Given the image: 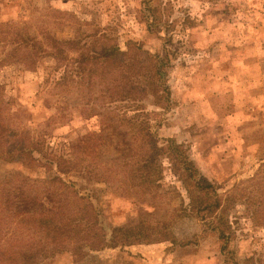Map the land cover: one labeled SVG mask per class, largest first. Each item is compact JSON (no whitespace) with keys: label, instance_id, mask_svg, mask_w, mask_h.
Returning a JSON list of instances; mask_svg holds the SVG:
<instances>
[{"label":"rangeland","instance_id":"374dc122","mask_svg":"<svg viewBox=\"0 0 264 264\" xmlns=\"http://www.w3.org/2000/svg\"><path fill=\"white\" fill-rule=\"evenodd\" d=\"M32 36L55 44L60 64L30 63ZM116 48H130L119 61L133 82L158 70L163 80L141 77L131 99L108 104ZM65 76L73 79L57 94ZM0 107L15 132L44 147L33 166L0 156L6 212L69 217L77 191L111 247L46 264H264V0H0ZM153 139L164 151L141 169ZM184 156L219 198L231 197L227 245L213 218L188 209L192 193L174 166ZM61 159L97 176L60 172Z\"/></svg>","mask_w":264,"mask_h":264},{"label":"trees","instance_id":"16d2710c","mask_svg":"<svg viewBox=\"0 0 264 264\" xmlns=\"http://www.w3.org/2000/svg\"><path fill=\"white\" fill-rule=\"evenodd\" d=\"M5 34L11 35L8 31H6ZM48 37H50V35H48ZM30 38L29 40L28 38L24 40L26 48L32 49V54H28L30 55V63L37 66L38 62L44 57H50L55 60L57 64H60L61 59L58 58L60 56H57L59 52H54V50L59 49L55 47V44L49 42L50 44L47 45L37 39L36 36ZM31 42L32 45L30 44ZM54 43L58 44V41L54 40ZM45 48L47 49L45 50ZM114 50L115 51L110 52L109 56L112 55L115 61L110 73L116 72V85L113 86L110 91H105V95L101 96L102 99H109L108 104L117 102L122 103L131 99L130 95L134 88L133 84L136 86L141 77L147 79L143 74H138L139 78L133 82L129 75L133 67H129L128 64H124V67H121V61L119 60L122 58V60H124L126 57L129 58L128 55L131 52L130 48L127 49V52H120L117 48ZM15 52L17 51L15 50ZM41 52L45 54L42 55ZM149 58L151 64L157 62L155 57ZM59 68L60 66H57L55 72H59ZM82 73L84 74V72H80L78 75ZM51 75L50 73L47 76L48 81L51 80ZM111 76H113V74ZM155 78L162 81L164 77L158 70L154 75L148 77L147 81L150 83ZM66 79L71 78L65 76L55 81L54 90L57 91V94H59L58 91L65 84ZM154 87L157 88L155 84ZM161 91L165 92V89ZM152 93L153 96H156L158 92L156 90V92ZM4 112L3 108L0 107V156L8 162H17L27 166H33L34 163L38 162V158L35 157V150L37 149V152L44 151L43 143L29 136L23 138L18 132H15L6 122ZM145 131L150 138L149 140H151L150 136L152 135L150 132H147V130ZM93 138L94 137L91 136L86 142H93ZM150 143L149 150L142 157V160H144L141 162V169L144 167L143 165L156 159L161 150L164 151L163 148H159L157 144H155V139ZM169 148L178 150L179 147L171 142ZM169 151L172 153L171 150ZM147 154L150 155L148 158L145 157ZM60 161L59 165L63 164L67 167L63 170L59 169L60 172L65 174L80 172L93 177L94 172L90 170V166H81L76 169L80 161L63 159ZM178 165L180 166V168H178V178L189 188L190 193H192V201L188 209H190L193 214L200 216L202 222L210 221V219L213 218L215 222L210 223L213 226V232L219 236L220 240L225 245L229 244L234 239L232 222L229 220L228 206H226V202H228L231 197H227L223 200L219 198L215 193V187L201 175L192 160H189L185 156L184 158L176 157L174 166L178 167ZM96 176L97 174H95V177ZM54 180L62 182L61 178L58 176H56ZM0 185H2V182ZM72 195H74L73 198H75V200L71 203L73 211L69 217H67L68 213H64L63 211L49 213L41 211L27 212L23 210L12 214L6 212V204L3 203L6 194L3 186H0V225H3V231L0 232V264H46L47 260L53 258L57 254L60 255L65 252L71 255H78L83 248H87L90 252H100L107 248H111L106 242L104 231L100 228L99 213L94 205L89 201H85V198L79 196L77 191H73ZM6 220L12 223L15 231L11 230L10 232L9 228L4 230ZM124 230L125 228H118L114 233L118 234ZM125 244L126 242H124L123 245Z\"/></svg>","mask_w":264,"mask_h":264}]
</instances>
